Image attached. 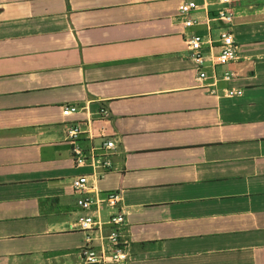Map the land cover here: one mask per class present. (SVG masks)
<instances>
[{
    "label": "crops",
    "instance_id": "1",
    "mask_svg": "<svg viewBox=\"0 0 264 264\" xmlns=\"http://www.w3.org/2000/svg\"><path fill=\"white\" fill-rule=\"evenodd\" d=\"M183 1L0 0V264H83L80 176L120 194L129 264H264V0L231 3L235 98L199 87Z\"/></svg>",
    "mask_w": 264,
    "mask_h": 264
},
{
    "label": "built area",
    "instance_id": "2",
    "mask_svg": "<svg viewBox=\"0 0 264 264\" xmlns=\"http://www.w3.org/2000/svg\"><path fill=\"white\" fill-rule=\"evenodd\" d=\"M231 3L232 0H215L211 6L216 8L210 10L208 6L200 8L194 0H186L177 9V17L184 27L201 29L185 37L188 59L195 66L199 87L211 95L227 98L240 97L243 93L230 85L237 79V73L230 66L239 61V46L232 30ZM200 11H203V16L199 15ZM222 84L225 86L220 87ZM77 109L76 106H65L63 115L75 113ZM100 114L104 118L107 111L101 109ZM105 129L102 126V134ZM81 133L80 128L75 126L69 130L67 137L76 145ZM114 147V142L104 140L101 146H92L87 156L83 149L75 146V161L80 166L89 161L96 169L109 168L111 164L106 158ZM72 187L77 196V206L84 212L77 223V229L85 236L80 248L83 264H129L131 241L127 233L126 214L118 208L120 194L112 191L101 197L94 187L89 186L87 176L74 179ZM103 208L110 211L106 219L102 217Z\"/></svg>",
    "mask_w": 264,
    "mask_h": 264
}]
</instances>
